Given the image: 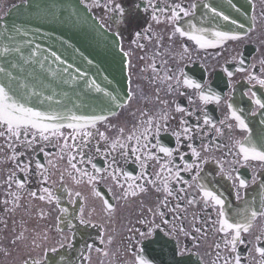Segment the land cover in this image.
Instances as JSON below:
<instances>
[{
	"label": "flooded vegetation",
	"instance_id": "af4514ba",
	"mask_svg": "<svg viewBox=\"0 0 264 264\" xmlns=\"http://www.w3.org/2000/svg\"><path fill=\"white\" fill-rule=\"evenodd\" d=\"M25 1L27 0H0V22L14 5ZM202 1L204 0H152L153 5L165 9L164 12L154 13L153 8L144 11L148 0H115L116 3H123L126 11L131 14V23H127L119 14L94 6L95 0H81L104 27L118 36L121 49L127 58L129 96L132 98L131 100L128 98L116 115L95 124V127L93 125L79 129L64 127L59 129L62 135L56 136H52L49 131L45 133L49 135V141L39 139L33 148H23L8 134L0 136V264H23L24 260L33 257L40 260L43 253L52 246L57 247L58 252L49 255L57 260V264H64L65 261L67 264H133L134 253L141 247V244L135 242L134 237L137 234L133 229L140 228L144 231L137 220L143 216L151 219V214L147 210L155 208L163 199V194L150 189L148 193L124 199L122 193L128 189L129 184L134 188L135 184L144 181L125 183L124 177L121 176V183H125V189H122L111 175L98 178L95 184L88 183L87 177L81 180L69 163L74 155L77 156V160L72 161L73 163H77L80 158L77 148H73L72 145L75 143L80 146L98 168L107 167L108 161L105 156L96 153L97 147L101 153L108 152L112 142L116 140L125 142L131 132L140 128L142 121L148 118L158 119L161 113L175 117L169 120L171 125L169 131L177 129L178 121L183 115L175 111L177 104L195 112L194 116L185 117L193 123L196 116L202 118L204 113H207L216 123V127L223 129V136H217L214 130H210L208 138L203 140L197 138L193 141V146L201 150L207 147L208 139H211L214 146L210 152L203 155L209 160L214 157L224 165L223 169L220 168V164L205 165L207 178L212 181L210 187L227 198L232 211L242 212L249 205L255 208L264 207V162L256 160L245 162L240 158V163L237 164L235 153L238 149L234 147L236 140L243 141L248 135H251L258 146L264 144V110L254 103L256 98L264 102V88L257 85L254 80H249L250 75L264 79V64L261 63L264 61V0H250L253 24L239 40H230L218 47L201 48L195 41L179 34L169 39L174 28L169 19L172 15L171 7L175 3H180L194 12L195 8L192 9L191 6ZM108 2L109 0H100L101 5ZM153 14L159 17V22L152 19ZM190 17H182L175 26L186 30ZM138 31L141 32L142 38L138 39L135 36ZM241 59L245 61L243 66L239 63ZM241 67L246 70L241 71ZM225 69L231 71L233 76L228 77ZM181 71L200 83L202 88H186L182 84L184 77L180 76ZM168 76H172L173 79L168 80ZM176 78L181 80L179 87H176ZM170 85L176 87V90L170 91ZM209 87L220 96L218 103L213 101L205 104L199 99L200 92H206ZM252 92H256V97L252 96ZM165 101L167 103H164ZM229 104L244 116L250 133L240 129L236 121L231 119ZM220 121H224V125H221ZM229 124L232 125L231 130L226 127ZM121 128L124 129L123 133L120 132ZM4 131L5 129L0 127V132ZM86 132L93 135L82 140L81 136ZM98 133H104L107 140ZM73 136L77 138L75 141L72 139ZM161 140L165 146L175 147V137L161 133ZM65 141L67 148L64 146ZM41 147L43 152L40 151ZM182 151L190 152L186 147L182 148ZM20 152L24 155H18ZM113 155L119 157L118 152H114ZM13 156H18V160L13 159ZM29 160L32 161L29 166L30 172L25 176L19 172L16 165L20 161ZM37 161L51 172L47 183L41 180L40 170L35 167ZM77 167H83L96 174L90 165L77 163ZM115 167L133 176H139L141 172L138 162L130 159L125 163L122 157H119L118 165ZM146 168L154 175L159 171L160 163L148 160ZM13 173L15 179L10 181L9 177ZM224 173L233 176L240 174L248 181V187L244 189L234 187L238 181L231 182L222 178ZM47 175L45 172V176ZM96 175L99 177V174ZM182 175H185L186 179L189 178L185 173ZM18 180L26 181L24 189L17 187L15 181ZM44 187L51 188L60 197L59 203L55 201L49 203L47 199L39 200L29 195L33 191L38 195H44L42 191ZM94 188L101 193L100 196L95 194ZM237 191L239 199L236 197ZM76 192L81 193L80 197L75 195ZM105 199L114 206L115 211L110 213L106 209ZM4 201L8 203L5 204ZM181 203L183 204V201ZM171 207L170 204L169 208ZM63 208L68 209V214L61 211ZM81 208L84 210V217L91 221L90 224H80L79 220L75 219L80 215ZM193 213L197 214L198 221L206 216L201 205L189 207L184 224L190 225ZM253 223L251 235L246 236L252 244L238 246L242 264H260L262 259L253 245L261 246L255 241V236L264 232V218H258ZM59 228H62L63 232H60ZM205 228L207 234L199 239V247L193 249V253L198 255L193 254L192 257L200 264L213 262L222 264V261L216 259L217 252L219 251L221 256H227L228 253L221 242V234L212 228L210 222ZM18 237L22 239H17ZM65 237L71 239L72 247L59 248V242ZM157 238H165L176 246L173 236L160 233L159 237H153V241ZM180 239L183 244L192 248V240L183 236ZM143 243L148 246L151 242ZM218 243L220 249L216 248ZM86 244L92 246L90 250H86ZM47 264H51V260Z\"/></svg>",
	"mask_w": 264,
	"mask_h": 264
},
{
	"label": "snow or ice",
	"instance_id": "6c2138e0",
	"mask_svg": "<svg viewBox=\"0 0 264 264\" xmlns=\"http://www.w3.org/2000/svg\"><path fill=\"white\" fill-rule=\"evenodd\" d=\"M232 0H229L231 5ZM94 6L103 7L110 13H117L122 18L124 22L131 23L130 13L126 11L123 3H116L115 0H109L108 3L103 5L100 4V0H95ZM192 9L196 7L193 4ZM206 8L210 10L214 17L221 18L223 21H230V16L224 14L223 11H218L216 7L211 5H205ZM148 8H153L155 12H164L165 9L159 8L152 4V0H148V5L145 7L144 11L147 12ZM172 15L169 18L173 23V33L169 36V39L179 34V36H185L189 39L195 41L197 45L201 48H210L222 46L224 42L230 40H239L240 36L237 34H232L230 31H209V29L197 28L195 25L190 24L189 28L191 30H185L181 27L175 26L182 17H188L194 15V12L190 9L182 6L180 3H175L171 7ZM152 19L159 22V17L153 14ZM231 24H236L235 20L230 21ZM241 28L243 25L240 26ZM150 30V28H149ZM211 35L212 39L208 38ZM135 36L139 39L142 38L141 32H136ZM8 49H4V52H8ZM185 51L187 49L185 48ZM55 55V54H53ZM130 63V62H129ZM239 63L243 66L245 61L241 59ZM264 64V61L261 62ZM245 71L243 67L240 69ZM227 72L228 77H232L233 73L231 71ZM0 72H5L4 68H0ZM11 80H15V77L11 76V73L6 74ZM180 76L184 77L182 84L186 88L201 89L202 85L197 83L195 80L189 78L183 71L180 72ZM168 80H172V76L167 77ZM250 81H255L257 85L264 88V79H261L255 75L249 76ZM181 80L176 78V87H179ZM92 86L95 87L97 92H104V89L100 88L99 85L92 82ZM176 87L172 85L169 86L170 91H175ZM251 91V89H249ZM110 99L115 102L117 97L113 96L111 93H105ZM184 95V93H180ZM252 96L256 97V92H252ZM129 96V100H131ZM199 99L205 104H209L213 101L219 102L220 96L215 94L212 89L207 88L206 92L201 91L199 94ZM191 102V97L189 98ZM164 103H167L165 101ZM254 103L262 110H264V102L260 98H256ZM117 107L119 105L117 104ZM231 109L230 117L234 119L237 126L250 133V129L245 121L244 116L232 107V104L228 105ZM175 111L177 113H182L183 115L178 121L177 129L169 131L171 125L169 123L170 119H175V117H169L167 114L161 113L158 119L148 118L141 122L140 128L136 131L131 132L125 142L116 140L112 142L109 146V151L106 153H101L99 147L96 148V153L105 156L107 159V167L98 168L91 157H87L86 153L82 151L80 146L75 143L72 145L73 148H77L79 160L77 163L80 165H90L96 174L90 173L87 169L83 167H77V163L72 161L77 160V156H72L69 160L71 168L75 173L79 174L80 179L87 177L88 183L95 184L98 178L102 179L106 175H111L115 180L116 184L125 189V183L127 181H138L143 180L144 183L135 184V187L131 184L128 185L129 191L125 189L122 193V198L127 199L129 196L137 197L141 194L148 193L150 189L155 190L157 193L163 194V199L155 206V208H148V212L151 214V219L148 216H143L137 220V223L144 228L141 231L140 228H134L133 231L137 234L134 239L137 244H141V247L134 253L133 264H151L149 259L145 258L144 253L147 249V244L144 241L153 242V237H159L160 233H164L167 236H173L175 239V245L172 249V256L174 264H191L192 255L198 253H193V249L199 247V239L207 234L205 228L206 225L211 223L212 228L221 234V242L224 245V250L227 251V256H221L219 251L217 252L216 259L222 261V264H242V257L238 254V246L252 244L251 241L246 239L247 235H251L252 229L254 227V221L258 218H264V207L255 208L251 205L246 207L242 212L230 210L227 198L222 194L210 187L212 181L207 178L208 174L205 171V165L210 163L220 164L218 160L214 157L209 160L206 159L203 153L210 152L213 148V141L208 139L207 147H203L198 150L193 146V141L197 138L203 140L208 138L210 130H214L217 136H223L224 132L222 128H217L216 123L213 122L212 118L204 113L203 117L196 116V121L193 123L190 119L185 117H192L195 115L194 111H188L186 108L176 105ZM254 114V113H253ZM64 119L59 114H52L48 112L38 111L33 107L28 106L24 98L21 97L15 89L12 88L10 83H0V127L5 129L4 132H0V136L8 134L14 141H18L23 148H33L39 139L44 141H49V135L45 133L51 131L52 136H56L59 133V129L64 125L57 124L52 125L45 123L46 121H57ZM106 117L103 116H93V117H83V116H71L73 122L83 121L85 123H91L95 127V122L99 120H104ZM221 125H224V121H220ZM77 125L74 123H69L67 127L74 128ZM226 127L231 130L232 125H226ZM142 129V130H141ZM124 129L121 128L120 132L123 133ZM161 133H167L170 137H175V147L165 146L161 140ZM93 133L86 132L83 133L81 139L92 136ZM98 135L105 140L107 137L104 133H98ZM73 141L77 138L72 137ZM187 142V143H185ZM11 146V145H10ZM65 148L68 147L67 141H65ZM186 147L190 152L182 151V148ZM219 147V145H215ZM238 151L235 153L236 160L235 163H240V158L245 162L251 160L264 162V144L259 146L255 143L251 137L248 135L243 141L236 140L235 145ZM127 149V151H125ZM156 149L157 151H153ZM43 152V147L40 148ZM114 152L119 153V157L124 159L125 163H128L130 159L134 162H138L141 167V172L139 176H133L130 173H125L123 169L115 167L118 165L119 157L113 155ZM231 154V149L229 150ZM131 154V155H130ZM162 154V155H161ZM18 155H24L20 152ZM188 157V159H186ZM13 159L18 160V156H13ZM156 160L160 163V169L154 175L149 173L146 168V161ZM177 160L179 163H177ZM190 161V162H189ZM32 161H20L17 163L16 167L19 172L24 173L25 176L30 172V164ZM35 167L39 171L41 180L47 183L51 177V172L45 169V166L36 162ZM224 165L220 164V168L223 169ZM235 171V169H233ZM45 172L48 173L45 176ZM185 173L189 176L188 179L185 178ZM203 173V174H202ZM123 176L125 183H121L120 177ZM63 177H61L62 179ZM75 178V177H74ZM222 178H226L228 181L234 182L238 181V184H234V187L238 189H244L248 187V181L240 176V174L228 175L224 173ZM15 174H11L9 180H14ZM253 177V181H254ZM19 189L25 188V180L15 181ZM79 183L80 180H77ZM175 185V186H173ZM182 185L183 187H180ZM10 186V185H9ZM44 195H38L37 192H30L29 195L33 198L39 200H45L49 203L53 201L59 203L60 197L49 187H44L42 189ZM97 196L101 193L93 189ZM75 195L80 197L81 193L76 192ZM236 197L239 199V191L236 192ZM183 201V204L181 203ZM7 204V201H4ZM172 205L169 208V205ZM104 205L106 209L111 213L115 211L114 206L107 200H104ZM201 205L202 209L206 212L205 218L198 221L197 214H192V219L190 225L183 223L187 219V210L189 207ZM211 209V212H207ZM64 214H68V209L63 208L61 210ZM231 211V214H230ZM170 213V215H169ZM214 214V218H213ZM157 217L159 222H157ZM79 220L80 224H90L91 221L84 217L83 208L80 209V215L75 217ZM199 225V226H198ZM167 229V230H166ZM63 232L62 228L58 229ZM190 239L193 241L192 248L183 244L180 237ZM17 239H22L18 237ZM255 241L261 246H255V251L262 258L260 264H264V232L255 236ZM16 241H13L15 243ZM103 243V240H101ZM72 247V241L69 237H65L63 241L59 242V248H70ZM86 250L91 249V245H85ZM135 247V244L133 245ZM216 248L220 249V244H216ZM99 251V249H97ZM58 248L55 246L49 247L44 253L43 258L40 260L34 257L30 260H24L23 264H47L51 260V264H57V260L50 257V253H57ZM106 254V253H105ZM178 257V259H177ZM62 259V258H61ZM64 264H67L65 261ZM215 264V262H213Z\"/></svg>",
	"mask_w": 264,
	"mask_h": 264
},
{
	"label": "water",
	"instance_id": "95a60500",
	"mask_svg": "<svg viewBox=\"0 0 264 264\" xmlns=\"http://www.w3.org/2000/svg\"><path fill=\"white\" fill-rule=\"evenodd\" d=\"M205 5L223 11L236 24L214 17ZM189 24L243 36L252 25L249 0H232L231 5L229 0H205L197 5ZM0 68L5 69L0 83H10L28 106L64 117L46 121L50 127L91 126L73 122L71 116L111 117L129 96L126 57L119 39L80 0H28L13 7L0 23ZM93 81L104 92H97ZM105 93L116 96V101ZM154 243L158 244L148 251L152 264H174L173 247L163 240ZM191 264L199 263L191 259Z\"/></svg>",
	"mask_w": 264,
	"mask_h": 264
}]
</instances>
